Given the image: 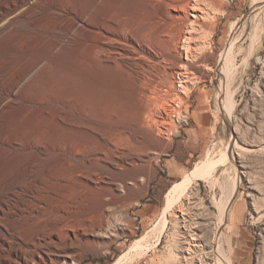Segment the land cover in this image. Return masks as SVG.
<instances>
[{"label":"rangeland","instance_id":"374dc122","mask_svg":"<svg viewBox=\"0 0 264 264\" xmlns=\"http://www.w3.org/2000/svg\"><path fill=\"white\" fill-rule=\"evenodd\" d=\"M144 1L43 0L0 39V96L24 75L0 114V135L18 141L0 145V186L28 141L45 191L41 216L15 234L40 237L35 264H264V0H174L155 13ZM62 12L88 25L65 42ZM95 25L121 52L106 53L117 57L107 69ZM200 105L212 123L196 147L185 129Z\"/></svg>","mask_w":264,"mask_h":264},{"label":"bare ground","instance_id":"6f19581e","mask_svg":"<svg viewBox=\"0 0 264 264\" xmlns=\"http://www.w3.org/2000/svg\"><path fill=\"white\" fill-rule=\"evenodd\" d=\"M43 0H0V39L1 38H7L6 36V31H8L7 29L11 26H13V24H15L16 21L18 20H29L30 19V14L31 12H33L34 8L36 9V7L42 3ZM146 1V0H145ZM144 1V2H145ZM174 0H148V2H146L145 4L152 8V10L154 9V7L158 6L156 5L157 3L160 2H164L165 4L168 5V7L170 8V4L169 3H173ZM192 0H179L180 3H183V5L181 6L183 8V10H185L186 8H188L189 6V2ZM54 4V2H53ZM161 4V3H160ZM156 5V6H155ZM173 6V5H172ZM55 7V6H54ZM161 6L159 5V8ZM166 7V6H164ZM174 7V6H173ZM172 7V8H173ZM167 8V7H166ZM55 9V8H54ZM68 9V8H67ZM148 9V8H147ZM158 9V8H157ZM62 10V9H61ZM65 10V9H64ZM149 11L151 9H148ZM155 10V9H154ZM153 10V11H154ZM69 11V9H68ZM156 11V10H155ZM155 11L153 13H155ZM164 11V10H163ZM59 12V11H58ZM65 17H63L65 19V22L67 21V23H62L64 24L62 27L63 29L62 31V38L67 39L70 32L75 29V28H82V29H86V27H88V25L86 24V21L84 20L83 16L75 14L74 12H62ZM116 15V14H115ZM165 15V13H164ZM30 16V17H29ZM166 17V15H165ZM164 17V18H165ZM180 18V17H179ZM63 19V20H64ZM109 19V18H108ZM152 19V18H151ZM166 21L169 18H165ZM164 19V20H165ZM171 19V18H170ZM156 20V19H155ZM178 20V19H177ZM180 20V21H179ZM178 21L180 22V25H186L190 23V19L188 18V16H184L181 17ZM30 21V20H29ZM110 21V20H109ZM163 21V20H162ZM159 22L161 23V20H159ZM159 22H157L156 20V24H152V25H156L160 24ZM165 22V21H163ZM153 23V22H152ZM174 23V21L171 19V22L168 21L166 23L167 26L170 25H174L172 24ZM117 24V23H116ZM163 25V24H161ZM160 25V26H161ZM165 25V24H164ZM162 26L163 29L167 26ZM92 26V25H91ZM97 25H95V30L96 34L101 41L99 42H103L100 44H103L102 47L99 46V48L101 49L100 51V55H102V59L99 60L100 64L103 63L102 66H105L106 69L107 67H112V63H115L116 58H109V55L106 53H108V51L111 49L109 48V39L106 38V36H104V34L106 33V31L104 29H101V25L100 28L96 27ZM104 27V26H102ZM153 27V26H152ZM161 27V28H162ZM179 27V26H178ZM105 28L106 25H105ZM154 28V27H153ZM177 28V27H176ZM181 30V27H179ZM11 29V28H10ZM92 33L94 34L95 32H93L92 28H90ZM112 29V28H111ZM160 29V27H159ZM178 29V28H177ZM109 30V29H108ZM111 31V30H110ZM163 31V30H162ZM112 32V31H111ZM61 33V32H60ZM150 33V32H149ZM154 33V32H153ZM91 34V33H90ZM145 34H148V32L146 31ZM19 35V34H18ZM180 35V34H179ZM151 36V34H150ZM149 36V38H150ZM70 37V36H69ZM109 37V36H108ZM152 38L154 36H151ZM9 38V37H8ZM39 38V37H38ZM111 38V37H110ZM147 37L144 38L145 40V44H143V46L140 47V52L144 53L145 55L151 56V50L150 49V45L148 44V42L150 41V39ZM151 38V39H152ZM96 39V38H95ZM98 39V38H97ZM112 39V38H111ZM110 39V41H111ZM69 40V38L67 39ZM66 40V41H67ZM114 40V39H113ZM112 40V41H113ZM98 41V40H97ZM111 41V42H112ZM119 41V40H118ZM146 41L147 44H146ZM65 42V40H64ZM117 43V40L113 41ZM60 43V42H59ZM144 43V42H143ZM64 44V43H63ZM6 45V44H5ZM12 48H15L17 46H15V44L10 43ZM117 45H119L117 43ZM26 46V45H25ZM97 46V45H96ZM112 46L116 47V45ZM62 47V46H61ZM60 47V48H61ZM66 47V46H65ZM112 47V48H114ZM7 48V47H6ZM18 48V47H17ZM97 48V47H96ZM95 48V49H96ZM98 48V49H99ZM5 49V48H4ZM116 49V48H115ZM31 50V49H30ZM63 50V49H62ZM95 51V50H94ZM97 51V50H96ZM115 51V50H114ZM65 52V50H64ZM63 52V53H64ZM89 52V51H88ZM109 52V53H110ZM112 54L114 52H111ZM110 53V54H111ZM115 53H117L118 55L121 54V52L118 53L115 51ZM114 53V54H115ZM99 54V53H98ZM113 54V56H115ZM18 56V55H17ZM64 56V55H63ZM112 57V56H111ZM146 57V56H145ZM86 58V57H85ZM99 58V56H98ZM97 58V60H98ZM101 58V57H100ZM115 58V59H114ZM61 59V58H60ZM46 60V59H45ZM96 59H94L95 61ZM118 60V59H117ZM148 60V59H147ZM175 60H177L179 62L178 69L179 67H185V64H183L182 59L179 58H175ZM221 60V59H220ZM93 61V62H94ZM104 61V62H103ZM176 61V63H178ZM224 61V60H223ZM148 62V61H147ZM91 63V62H90ZM96 63V62H95ZM99 63V62H97ZM126 63V62H125ZM117 67H118V61L116 62ZM115 64V65H116ZM183 64V65H181ZM126 65H128L131 69V71H133L136 79H138L137 81H139V79L143 78V68H141L142 70H140V68H137L138 64L135 63H126ZM125 65V66H126ZM176 65V64H175ZM190 65V64H189ZM90 66V65H89ZM93 66V65H92ZM97 66V65H94ZM101 66V67H102ZM144 66V65H142ZM187 66V65H186ZM99 67V66H98ZM99 67V68H101ZM177 68V65H176ZM104 69V68H103ZM112 69V68H111ZM114 69V68H113ZM146 69V68H145ZM86 70V69H85ZM84 70V71H85ZM89 71V70H88ZM173 71V70H172ZM25 72V71H24ZM102 72V71H101ZM175 72V71H174ZM74 74V73H73ZM182 74V73H181ZM180 74V75H181ZM69 75V74H68ZM72 75V74H71ZM133 75V74H132ZM23 76H20L19 78L17 77V80L14 81L13 83L9 84V86H7L5 89H3V95L0 96V114L1 112H3L4 108H5V103L7 105L13 104L15 101V97H14V92H17L18 90V86L20 85V83L22 82L21 79H23ZM182 76V75H181ZM147 77V76H146ZM183 77V76H182ZM165 79V77H164ZM142 80V79H141ZM140 80V81H141ZM166 81V80H165ZM169 82V81H168ZM23 83V82H22ZM170 83V82H169ZM99 87V86H98ZM49 89V88H48ZM64 89V88H63ZM56 93V92H55ZM2 94V93H1ZM54 95V94H53ZM60 97V96H59ZM111 97V96H110ZM86 100V99H85ZM88 100V99H87ZM92 100V99H91ZM104 100V99H103ZM159 103V102H157ZM91 104V103H90ZM94 106V105H93ZM173 106H171L172 108ZM174 108V107H173ZM147 110V105L146 104H142L141 107V111L145 112ZM101 111V110H100ZM151 111V110H149ZM171 111V110H170ZM176 111V110H175ZM147 112V111H146ZM172 112V111H171ZM170 112V113H171ZM174 112V111H173ZM172 112V114H173ZM58 113V112H57ZM166 115V114H165ZM1 116V115H0ZM141 126L144 124V122L142 121V118L140 120ZM144 126V125H143ZM143 128V127H142ZM115 129V128H114ZM15 132V131H14ZM5 136V135H4ZM6 138V137H5ZM12 138V137H11ZM13 139V138H12ZM8 140L6 138V140H4V137L0 135V145L3 146H8V147H12L14 142H18V141H13ZM48 142V141H47ZM145 142V141H144ZM60 143V142H59ZM18 144V143H17ZM20 144V143H19ZM18 144V145H19ZM109 144V143H108ZM108 144H105L108 146ZM112 145V144H111ZM19 156L25 160L22 159V161L20 159H17L18 161H21V168L19 170V173H17L18 175L15 176V178H13L11 181L7 182L4 185L0 186V231L4 233L0 234V251H2L5 255L3 256L5 258H8V264H18L20 263V260H23V263L25 264H35V258H39L41 259L42 257L39 256L40 252L42 251L43 245H42V240L40 239V237L38 235L32 237V238H22V237H18L15 234V229L18 226V224H20V222H22L25 218L27 217H40L42 214V210H43V205H44V199H45V191H44V187L42 186L41 188L39 187V184L41 182L40 177L38 176H34V173H32V167L33 164H29V161H33L32 158H29L30 160L27 162L26 157L29 154L28 151L31 148L28 141L27 142H22L21 145H19ZM48 145L45 146V148H47ZM59 146V145H57ZM147 146V144H146ZM74 148L76 146H73ZM62 148V146H61ZM60 146L59 147H55L53 149H51V153H60L61 151H63V149H61ZM78 148V147H77ZM110 148V147H109ZM47 150V149H46ZM45 150V151H46ZM74 150V149H73ZM81 150V149H80ZM114 150V149H113ZM15 151V150H13ZM12 151V152H13ZM71 151V149H70ZM76 151V150H75ZM74 151V153H75ZM134 151V150H133ZM68 153V151H67ZM89 153V151H88ZM152 153V151H149V154ZM123 154V153H122ZM144 154V153H143ZM74 155V154H72ZM121 155V154H120ZM15 157V156H14ZM122 157V156H121ZM1 158V157H0ZM12 158V157H11ZM17 157H15L14 160H16ZM89 158V157H88ZM93 158V157H92ZM84 159V158H83ZM120 159V158H118ZM117 159V160H118ZM17 161V162H18ZM154 162V161H153ZM34 163V162H32ZM112 163H117L115 162V159L113 160ZM120 163V162H119ZM19 164V163H18ZM115 164V165H117ZM96 166V165H95ZM91 167V166H90ZM82 173V172H81ZM100 174V173H99ZM34 176V177H33ZM82 176V175H81ZM84 176V175H83ZM33 177V178H32ZM86 179L89 183L88 185L92 186V184L94 183V178H92V176H85ZM83 178V177H82ZM76 179V178H75ZM43 180V179H42ZM97 181V180H96ZM95 181V182H96ZM29 182H33L34 186L33 187H28L27 184ZM44 182V180H43ZM97 185V184H96ZM235 194V193H234ZM62 211H60L61 213ZM198 236V235H197ZM39 256V257H38Z\"/></svg>","mask_w":264,"mask_h":264},{"label":"crops","instance_id":"0c3cea01","mask_svg":"<svg viewBox=\"0 0 264 264\" xmlns=\"http://www.w3.org/2000/svg\"><path fill=\"white\" fill-rule=\"evenodd\" d=\"M192 113L196 115L192 118L190 127L185 129L186 138H188L192 146L198 147L206 142L209 132L211 131L212 122L210 113L205 105L196 106V109L192 111Z\"/></svg>","mask_w":264,"mask_h":264},{"label":"built area","instance_id":"2783aa9c","mask_svg":"<svg viewBox=\"0 0 264 264\" xmlns=\"http://www.w3.org/2000/svg\"><path fill=\"white\" fill-rule=\"evenodd\" d=\"M177 80H178V81H180V79H179V78H177Z\"/></svg>","mask_w":264,"mask_h":264}]
</instances>
